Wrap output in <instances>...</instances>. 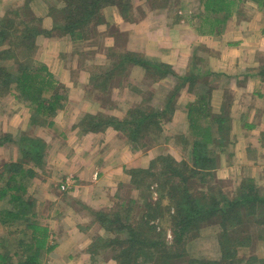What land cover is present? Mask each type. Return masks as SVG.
<instances>
[{"label":"rangeland","instance_id":"1","mask_svg":"<svg viewBox=\"0 0 264 264\" xmlns=\"http://www.w3.org/2000/svg\"><path fill=\"white\" fill-rule=\"evenodd\" d=\"M29 1L30 3L32 2L34 6L33 10L30 9L31 11L27 12V14L36 15L37 18H35V20L38 19L41 21V15L48 16L50 24L46 25L47 27L45 28L42 25H39L38 27L43 29L47 28L46 30L51 32V36H46L44 33L36 35L34 38L35 49L32 52L31 57L30 55L29 57L22 55V50L19 48H16L13 52L15 57L8 56V53L1 54L0 67L15 68L18 62L30 59L28 61L30 64L29 70H32L38 75L40 73V79L38 78L39 81L42 80L45 82L47 80L41 78L45 77V71L39 70V67L44 65L47 67L49 72L52 73L54 80L63 84L64 88L62 89V92H64V95H67L64 106H67V108L63 107L58 109L55 115L46 117V122L51 120L50 118L52 117L61 115V111H64L67 117L69 115L83 117L86 114H91L102 118L116 116L118 118L125 119L129 110L135 108L147 110L148 112H152L151 110H160L164 114L161 115L158 112L160 116L157 118V125H151L148 129L143 130L137 142L130 141L129 137L126 136L128 141L131 143L132 149L134 148L145 151L150 159L147 161V166H145L144 169H149V166H151V171L156 173H158L160 168H163V162H165L160 160L158 158L159 156H170L178 162H182L184 160L189 161L190 152L188 148V141L187 143L182 142V137L188 131V126H186L188 125V119L185 120L184 115L186 113L182 107V105H184V102L182 101H185L188 92L184 89L186 83L176 91L175 96L169 103H167V94H169L171 90L177 86L180 80L179 78L188 74L190 75L191 72L189 71H193V68L186 71L185 75L179 76V74H176L175 70L171 66L173 73L176 74L178 78L171 75L172 78L169 79L168 77H160L158 74L154 73V71L153 73H148L142 68V66L134 64L133 62H123V59L127 55L134 54L140 58H145L150 63H165L159 58L155 59L154 57H148L142 53H136V51H130L127 48L128 31L121 30L118 23V25H115V21L119 20L120 17L123 18L121 15L123 10L121 11V9L123 6H127L125 15L129 14L132 19L128 21H134L135 19L145 15L148 10H153L150 12H155L156 15L161 17L159 21L164 25L176 22L179 23L182 21V18H186V21L190 20L193 24H195L197 27L196 30L199 33H209L215 35V33H220L221 31L224 32V29L228 28H225L226 21L222 22L225 25H222L221 23L214 25L215 20L208 21V19H213L216 16V18L219 19L226 18V15L230 10V6L228 5L226 9V4L223 0H126L124 3L122 0L119 4L104 7L101 10V14L104 17L103 20L105 22L94 20L95 25L92 21V26L89 27L90 29L87 34L80 33L79 36H70L59 35L57 34V31L52 29L55 24H58L63 20H67L62 18V14L59 10H65L68 8L66 6L68 0H47V2H45L46 0ZM242 1L243 3H241ZM252 1L256 0H233L234 9L231 13L234 12L237 23L246 21L244 19L248 16L250 17L247 21L250 20L253 15L252 11H254V5L252 4L254 2ZM260 2L264 3V0H260ZM22 3L23 0H3L0 8L4 12L0 15V22L12 20L11 17H13L14 14L5 11L14 6L21 5ZM206 4L207 6H205ZM221 5L224 6V9L221 10L222 16H220L221 12L218 13ZM46 9L47 12L45 11ZM238 10H241V13H239ZM28 17L29 16H25V20H28ZM31 18L34 20V17ZM251 19H254V17ZM35 23L36 22H33L34 25ZM255 23L256 25H261L260 19H256ZM36 24L38 25L39 23ZM221 27H223V29H220ZM6 29L5 27L2 28V30ZM92 29H94L93 33ZM216 30L218 31L216 32ZM166 31V29H163L161 34L163 35ZM231 35L232 31L229 30L226 34H224L225 37L230 36L233 38ZM17 36V30H15V32L12 31L10 36L8 34V38L11 37L13 40H17ZM2 37L4 36L2 35ZM8 38H6L3 43L8 42ZM198 48L191 49V52L192 54L194 52L199 53L198 55L201 56L202 60L198 63L197 70H200L199 68H203L204 70L203 56L206 55L204 52L206 50H204L201 45H199ZM187 56L188 58L192 57L190 54H187ZM14 60L16 62H14ZM119 61H122V63L117 65ZM113 66H115V69L113 72H110L109 70L114 68ZM107 72L108 74L106 75ZM164 85L170 89L169 92H167ZM40 86H42V83ZM189 89H193L192 86ZM10 93L15 94L16 96L17 109H23L30 112L29 107L26 105L27 102L22 101L19 98V93L14 88V83L10 84L8 91L0 94L8 96ZM46 93L47 92H44L43 94ZM152 94H154V100L150 101V99H152ZM154 106L162 108V110L156 109ZM177 108L179 110V114L177 113V117H173L174 111ZM217 115H221L223 120L225 119V129H228V134H226V136L223 135V132L225 131L224 129L222 132L223 139L221 138L220 141L214 142L216 145V155L217 152H219V164L216 165L215 177L211 180L207 179L201 184H197L196 180L190 181L189 183L193 186L191 187V190L205 191L206 189H210L209 187L211 184H214L213 188L217 191L215 192L217 193L215 199L218 197L219 200L221 198H219L220 194H226L232 198L234 195H237L238 189L242 183L249 182V179H251L252 183L255 184L256 190L260 194H264V160L258 158L260 169L259 171L251 174H245L241 170H239L240 172L235 173L233 168L228 172L225 169H223V172H219L217 170L220 168L222 157L225 161L228 160V156L226 155L229 154L227 152V147H229L230 143H232V137L230 136L231 125L228 111L226 109H220L219 114ZM212 117L213 115L210 111L204 108L203 110L197 112L194 119H197L198 123L201 125L209 127L216 125V122H211ZM78 129L81 130L80 127ZM15 134H17V138L15 139L16 141H11V143L7 144V146L10 145L17 148L16 157L14 158L16 161L20 158L18 145L19 139L22 138V136L42 139L34 137V132L29 129V127H26L25 130H16ZM260 135L264 139V133H261ZM215 136L219 135L214 133L213 137ZM9 137L11 138V136ZM51 138L52 137L49 134L46 137V140H51ZM53 138L55 140L54 136ZM8 142L9 141H6L4 143ZM219 143L223 145L218 146L217 144ZM220 148L224 149L221 150ZM6 154L9 156V160H13V158H10V156L13 157L12 154ZM5 159L7 160V157H5ZM44 165L45 163H43L41 167L39 165L35 168L36 174L31 179L28 187V191L32 195L36 204V220H38V222L41 220L42 222H45L44 219L49 218V215L45 216L47 214L46 211H51L50 214L53 215H61L62 218L67 216L68 222L70 223V231L68 235H66L67 232L65 235H58L53 228L50 230V228L47 227L49 229L48 233H50L48 242L49 244H54L55 246L50 252L42 254L39 264H119V262L112 257L115 251L111 248H102L92 257L90 246L97 237H101V239L107 243V241L112 240L113 237L118 235V233L110 230L107 220L102 222L98 220L101 219L98 212H105L109 214L117 211L120 212L123 208L121 207L122 205L126 206V209H128L127 213L122 211V217H129V220L131 219L132 221V226L138 227L137 224H139V227H141V229H139L140 234H144L142 230H145V235L147 239H149V242H161L160 245H158V243L155 245L158 247L161 255L166 257L163 259L166 261L164 264H187L186 259L189 255L209 259L220 256V245L217 236L219 226L215 224L220 216L217 213L220 212L214 211L212 216H210V218L208 217L205 223H201L198 229L195 231L187 230L188 232L184 234V239L180 245H182L186 251V259H180V262H178L171 259V257H168V255L174 252L177 248L174 240V230H177L178 228L171 226L173 221L172 217L175 215V209L168 204L166 196L158 188L159 174H156L157 178H154L152 175L145 177V174L142 172V174L139 175L137 172H134L135 174H128L124 171L125 178L122 179V182L118 185L115 191L103 189L98 192L92 189L89 191L87 188V186L91 183V180L89 179L85 180H89L90 183L87 185H81L78 176L73 173L63 175L60 178L56 176V181L57 179H60L58 180L59 182L56 183V187L53 186L50 188L44 185V189L41 191L43 192L41 201L39 202L35 195L30 192L35 191L36 189L29 188L31 187L34 178L38 176L37 172L39 173L40 169L44 170ZM94 174L95 173L92 175ZM100 175L101 174H97L96 177H99ZM164 176V184L170 183V178L172 177H169V174H164ZM145 179H147L146 185H150L148 187L146 186L147 188H144L143 191L142 189L139 190L136 183L144 181ZM108 182H110L109 179ZM47 191L51 195L53 194L59 197L58 205L61 207V210L60 207H57L55 204L49 206L47 210L46 204H48V202L44 199ZM73 193H75V197H71L73 196ZM60 198H64L65 200L67 198L69 201L66 204H63V200ZM82 199H84V201ZM3 203V201H0V207L3 206ZM50 207L52 210H50ZM242 229L238 230L233 235L237 237L236 240H230V242H228L230 244V248L232 249L234 246L236 247L239 245L238 242L241 241L242 243L240 244L241 246L239 245L237 247L238 249L235 250V256L231 259L234 262H229L227 264L238 263L237 261L240 260V257L245 258L251 256L252 254L259 255V250L261 249L258 250L257 246L254 244H257V240H253V237L250 238L249 235L248 237L247 232H242ZM248 230L251 231V228H248ZM17 236L19 238L23 237V235L16 230L0 226V251L6 249L7 247H9L10 251H13V240H15ZM66 237H68V239H65ZM12 238L14 239L12 240ZM25 241H28V236H26ZM8 243L11 244L8 246ZM154 247L151 245L149 250L154 251ZM15 259V257L12 259V263L14 264L16 262ZM158 260L162 259L158 258ZM255 260H259V258L252 257L241 261H248L249 263L254 264Z\"/></svg>","mask_w":264,"mask_h":264},{"label":"trees","instance_id":"2","mask_svg":"<svg viewBox=\"0 0 264 264\" xmlns=\"http://www.w3.org/2000/svg\"><path fill=\"white\" fill-rule=\"evenodd\" d=\"M121 1L122 0H68V3L66 2L68 8L59 10L62 14V18L67 20L55 24L52 29L57 31L59 35L79 36L80 33L87 34L90 29L89 27L92 26V21L94 25V20L99 22L104 21V17L101 14V10L104 7L119 4ZM125 1L126 0H123V3ZM223 2L226 4V9L228 5L230 6V10L227 14L229 15L234 9V2L233 0H223ZM205 6H207V4ZM222 9H224L223 5H221L218 13H220ZM125 10L127 11V6H123L121 9L123 19L132 20L129 14L125 15ZM16 12V14L13 13L14 15L11 17L12 20L0 22V55L8 53V56L15 57L13 52L16 48H19L22 50V55H26V57L30 55L31 57L35 49L34 38L36 35L44 33L46 36H51V32L38 27L40 24L37 25L35 23L34 25V20L32 18L28 17V20H25V16H29L26 12H22L19 9ZM227 15L226 17H228ZM220 16H222V12ZM216 17L212 19L215 20L214 25L219 23L222 24V22L226 21V18L219 19ZM14 18H21L22 20ZM116 24L117 23H115V25ZM3 27L8 30H2ZM15 30L18 32L17 40H13L11 37L8 38V34L10 36L12 31L15 32ZM93 31L94 29H92V33ZM217 31L218 30H216V32ZM2 35L4 37H2ZM6 38H8V42L3 43ZM29 60L18 62L15 68L0 67V93L8 91L10 84L14 83V88L18 91L19 98L22 101H26V105L29 107L30 124L40 123V125L43 124L49 127L52 126V120L46 122V117L55 115L58 109L64 107L67 95H64V92H62L64 88L63 84L55 81L52 73L49 72L44 65L40 66L39 70L45 71V77L41 78L47 80L45 82L42 80L39 81L40 73L38 75L32 70H29ZM125 61L142 66L148 73H153L154 71V73L158 74L160 77H166L168 75L177 77V75L173 73L171 67L166 63H150L145 58H140L134 54L127 55L123 59V62ZM14 62L16 61L14 60ZM119 63H122V61H119L117 65H119ZM113 67L114 68L109 70L110 72L114 71L115 66ZM261 73L264 75V69L261 70ZM107 74L108 72L106 75ZM194 76L193 73H190V75L188 74L179 78L180 80L177 86L167 95V103L173 99L176 91L187 81L190 87L193 86L195 84ZM41 83L42 86H40ZM44 92L47 93L43 94ZM201 97H198L196 103H189L186 106L188 131L183 136L184 138L182 137V142L187 143L188 141L190 152L189 161L184 160L178 162L170 156H159L158 158L165 162H163V168H160L158 173L152 172L151 166H149V169L125 168L124 171L128 174H135L134 172H137V174L141 175L144 173L145 177L152 175L154 178H157L156 174H159L158 188L166 196L168 204L175 209V215L172 217L173 221L171 226L178 228L174 230V240L177 248L168 255L171 259L178 262H180V259H186V251L184 247L180 245L184 239V234L188 232L187 230L195 231L198 229L201 223H205L206 219L208 217L210 218L214 211H217L220 212L217 213L220 216L215 222V224L219 226L217 236L220 245V256L209 259L189 255L186 259V263H233L234 261L231 259L235 256V250L238 249L237 247L242 242H238L239 245L236 247L234 246L233 249L230 248L228 242H230V240H236L237 237L233 235L238 230L244 228L245 230L242 229V232L245 231L247 232V236L249 235L250 238L253 237V240L256 239L257 244H254L257 246L258 250H261H259V255L252 254L245 258L240 257V260L237 261L238 263L236 264H251L248 261L242 262L241 260H247L252 257L259 258V260H255L254 264H264V194H260L256 190L252 180L249 179V182L242 183L238 189L237 195H234L232 198L226 194H220L219 198H221L219 200L218 197L215 199L217 195L215 192L217 191L213 188L214 184H211L209 187L210 189H206L205 191L191 190L193 186L189 183L190 181L196 180L197 184H201L207 179L211 180L215 177L216 165L219 164V152H217L216 155V145L214 142L220 141L221 138L223 139V133L224 136L228 134V129H225V119L223 120L221 115H213L211 122H216V125L209 127L201 125L198 123L197 119H194L197 112L202 108L200 104L203 103L204 96L202 95ZM151 111L152 112H148L147 110L135 108L129 110L125 119L116 116L102 118L96 115L86 114L81 117L78 126L81 131H102L106 127H112L121 131L125 136H128L130 141L137 142L143 130L148 129L151 125H157L156 121H158L157 118L160 114L153 110ZM224 129L225 131L223 132ZM214 133H217L219 136L213 137ZM1 138L0 144L6 141H12L8 135H4ZM217 145L222 146L223 144L219 143ZM45 149L46 144L42 139L22 136V138L19 139L18 145L20 158L17 159V161L12 160L4 162L1 165L0 201L4 203L3 206L0 207V226L16 230L23 235L24 238H19L18 236L15 240L12 238L14 241L13 251H10L9 247L0 251V264H14L12 263L13 257L16 258L15 264H39L42 254L50 252L55 246L48 242L50 233H48L49 229L47 226L42 225L36 220L37 212L35 210V200L28 191L30 181L36 174L35 168L43 164ZM164 174H169V177H172L170 178V183L164 184ZM146 180L147 179L136 183L139 190L142 189L143 191L144 188L150 185H146ZM121 207L123 208L120 212L117 211L110 214L98 212L101 218L98 220L101 222L107 220L110 230L118 233V235L113 237L112 240L107 241V243L104 242L101 237H97L90 246L92 257L100 249L109 247L115 251L112 257L118 261L119 264L166 263V261L163 260L166 257H163L158 247H156L157 243L160 245L161 242H149V239H147L145 235V230H142L144 234H140L139 229H141V227H139V224H137L138 227L132 226V221L131 219L129 220V217H122V211L127 213L128 209H126L127 207L124 205ZM248 228H251V231H249ZM26 236H28V241H25ZM10 244L11 243H8V246ZM151 245H153V247L155 246L153 248L154 251L149 250ZM157 257L162 260H158Z\"/></svg>","mask_w":264,"mask_h":264},{"label":"crops","instance_id":"3","mask_svg":"<svg viewBox=\"0 0 264 264\" xmlns=\"http://www.w3.org/2000/svg\"><path fill=\"white\" fill-rule=\"evenodd\" d=\"M2 2L3 0L0 1V6ZM252 2H254L252 3L254 19L251 17L247 21L250 17L248 16L244 19L246 21L237 23L233 12L226 17L225 28H228L215 35L199 33L195 24L190 20L186 21V18H182L179 23L164 25L159 21L161 17L155 12H150L153 10H148L145 15L134 21L121 17L115 21L119 23L121 30L128 31L127 48L130 51L155 59L159 58L170 67L172 66L179 76L185 75L186 71L193 68V71L189 72L195 75V85L191 90L188 82L184 86V89L188 91L185 101H182L185 105H182L186 113L185 120L187 119L186 106L189 103H196L198 97L202 95L204 100L200 104L201 110L205 106L212 115L219 114L220 109L228 111L232 143L227 148L228 160L225 161L222 157L220 168L217 169L219 172H223V169L228 172L233 168L235 173L241 170L245 174H251L260 169L258 158L264 160V139L260 135L264 133V75L261 73L264 69V3L260 0ZM29 3V0H23L21 5L14 6L5 12L16 14L18 9L22 12H30L34 4ZM45 11L47 12V9ZM3 12L0 8V15ZM238 12L241 13V10ZM31 17H34V22L44 28L50 24L48 16L41 15L42 21L35 20L36 15H29V18ZM256 19H260L261 25H256ZM210 20L212 19H208ZM225 24L222 23V25ZM163 29L167 31L162 35ZM228 30L232 31L233 38L224 36ZM199 45L206 50L204 51L206 55L203 56L204 70L203 68L197 70L198 63L202 60L199 53L191 52V49L198 48ZM187 54L192 57L188 58ZM166 77L172 78L171 75ZM165 88L167 92L170 91L167 86ZM153 95L150 101L154 100ZM16 100L13 93L8 96L0 94V137L7 134L14 142L17 138L15 131L29 127L34 132V137L42 138L45 142L44 170L40 169L41 171L37 172L38 176L36 175L29 188L36 189L30 192L39 202L44 185L50 188L56 187V183L60 180L56 181V176L60 178L73 173L78 176L81 185H87L91 180L87 186L89 191L91 189L96 192L103 189L115 191L125 178V168L147 166L149 156L145 151L132 149L128 138L121 131L112 127H106L102 131H81L78 129L81 117L74 115L67 117L64 111H61V115L50 118L52 127L40 125V123L30 124V112L17 109ZM64 107L67 108V106ZM154 107L162 110L157 106ZM153 111L162 115L160 110ZM177 113L179 114L178 108L174 111L173 117H177ZM49 134L52 138L46 140ZM10 143L11 141L0 144V168L4 162L12 161L6 153L12 154L13 157L10 156V158L15 160L17 148L7 146ZM93 173L95 174L92 175ZM97 174L101 175L96 177ZM72 195L71 197H75V193ZM44 199L48 202L47 210L54 204L60 207L58 196L51 195L47 191ZM60 199L63 200V204L69 201L67 198ZM50 210H52L51 207ZM46 212L45 216L49 215V218L39 223L46 225L50 230L53 228L58 235H65L66 232L68 235L70 231L68 217L62 218L61 215L50 214L51 211Z\"/></svg>","mask_w":264,"mask_h":264}]
</instances>
